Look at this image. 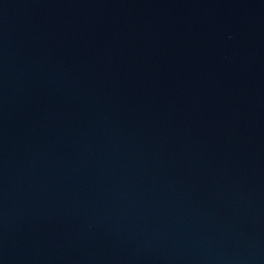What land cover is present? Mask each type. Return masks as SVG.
Returning <instances> with one entry per match:
<instances>
[{
  "label": "water",
  "instance_id": "95a60500",
  "mask_svg": "<svg viewBox=\"0 0 264 264\" xmlns=\"http://www.w3.org/2000/svg\"><path fill=\"white\" fill-rule=\"evenodd\" d=\"M0 264H264V0H0Z\"/></svg>",
  "mask_w": 264,
  "mask_h": 264
}]
</instances>
